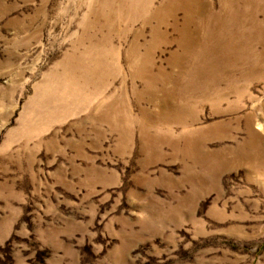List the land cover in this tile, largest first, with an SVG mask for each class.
I'll list each match as a JSON object with an SVG mask.
<instances>
[{
    "label": "rangeland",
    "instance_id": "374dc122",
    "mask_svg": "<svg viewBox=\"0 0 264 264\" xmlns=\"http://www.w3.org/2000/svg\"><path fill=\"white\" fill-rule=\"evenodd\" d=\"M124 1L0 0V264H264V76L179 96L184 11Z\"/></svg>",
    "mask_w": 264,
    "mask_h": 264
},
{
    "label": "bare ground",
    "instance_id": "6f19581e",
    "mask_svg": "<svg viewBox=\"0 0 264 264\" xmlns=\"http://www.w3.org/2000/svg\"><path fill=\"white\" fill-rule=\"evenodd\" d=\"M112 1L118 3L121 9L125 4L124 0ZM134 1L138 6L135 14L143 13L139 16L146 23V0H130L128 5ZM149 2L150 8L155 1ZM179 10L185 13L179 29L182 35L180 43L187 54V59H182L187 81L179 96L216 90L220 97H227L236 90L233 86H244L258 74L264 76V0H219L218 9L209 0H165L151 17L158 20L170 17L176 22ZM130 52L138 58L137 63L131 65L132 74L152 77L154 72L153 69L148 70L150 65L146 64V50L140 52L136 39ZM175 61L179 63V59ZM163 73L155 75V78L162 77ZM247 122L250 130L247 140L231 151L230 160L225 158L223 161H244L253 165L264 158V140L259 139L260 144L256 142L258 133L253 129L251 116L247 117Z\"/></svg>",
    "mask_w": 264,
    "mask_h": 264
}]
</instances>
